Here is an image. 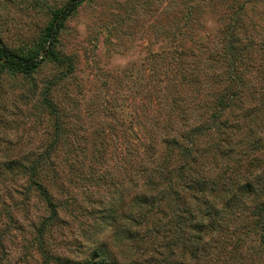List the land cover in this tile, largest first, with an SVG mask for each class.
Returning a JSON list of instances; mask_svg holds the SVG:
<instances>
[{
	"label": "rangeland",
	"instance_id": "1",
	"mask_svg": "<svg viewBox=\"0 0 264 264\" xmlns=\"http://www.w3.org/2000/svg\"><path fill=\"white\" fill-rule=\"evenodd\" d=\"M70 3L0 0L2 45L39 63L0 59V264H264V0H85L47 38ZM220 112L229 161L207 150ZM188 166L211 194L182 188ZM179 211L213 215L198 260Z\"/></svg>",
	"mask_w": 264,
	"mask_h": 264
},
{
	"label": "trees",
	"instance_id": "2",
	"mask_svg": "<svg viewBox=\"0 0 264 264\" xmlns=\"http://www.w3.org/2000/svg\"><path fill=\"white\" fill-rule=\"evenodd\" d=\"M85 0H71V3L69 4V6L58 10L54 13V21L51 24V26L48 28L47 33H48V37L51 40L56 39V35L57 33L60 31V29L63 27L64 23L66 22V20L73 15V13H75V11L78 9V6L81 2H83ZM51 43L54 42H50L49 47L47 50L50 49V46H52ZM46 50V51H47ZM46 55H49L51 57L54 58V60L57 62V64H61L65 61V59L59 58L56 53L52 52L51 49L49 51L46 52ZM231 57H233L232 59H234L236 57V54H232ZM0 59H2L5 63V66L14 71V72H20V73H25V74H30L31 72H34L38 67H39V63L38 62H34V61H29L27 59H23L20 58L16 55H14L12 52H10L9 50H7L1 43L0 41ZM235 89V88H234ZM245 88L243 91L235 89L234 93L232 92V90L229 88L228 90H225L224 95L222 96L223 98L226 99V101H228L227 103V108H229L230 110H232L235 106V104L237 103L236 100L242 96V94L244 93ZM230 92V93H229ZM221 112L219 114H214L211 117L210 121V127L208 128V132L211 133H216L219 135V137L216 139V141H214V147H210L211 145L208 146L207 149L208 151L215 153V155H217L219 153V155L224 158V159H228L231 160V154L232 152H230L229 154V137L227 138L225 135L227 134L226 131L230 130V126H227L228 123V119L226 120H222L221 119ZM262 139H248L246 142L247 147L250 149L247 153V156L242 155L241 159L244 157H247V161L248 165H257V163H255L256 161H258V159H255L252 157V152L258 151V146H260ZM196 144L197 143H192V147L188 148L187 150H181L180 147L178 148L179 151L176 152V156L178 158H184L187 160V162L189 164H192V161L194 162L195 159H193L192 157H195L196 154ZM257 154V153H255ZM172 155V154H171ZM260 160V159H259ZM220 161V160H219ZM240 163H237L238 165H242L241 160L239 161ZM219 162H217L216 164H218ZM188 164V165H189ZM219 165V164H218ZM191 173L187 176L188 181L182 185V188L188 192L191 196H195V195H199V196H205L206 194H208V192L210 193L209 189H205L202 188L201 185V180L202 179V175H208L212 173V170H209L208 172H202V170H199V172L195 171L194 169H191L190 166H188ZM236 171V169L234 170ZM204 178V177H203ZM207 180V179H206ZM208 183L204 182V185ZM224 185H226V183H224ZM39 193L40 195L43 197V200L48 204L52 215L55 216L56 214V206L53 203L49 193L44 190V188L42 186H39ZM241 191V190H240ZM264 192V191H262ZM261 192V193H262ZM211 194V193H210ZM252 194V191L251 193ZM264 197V196H262ZM229 198V194L226 193L225 195V199ZM259 196L256 198L255 201V196L254 199H252L253 201H255L256 203H258L257 205H255L252 214H256V216H259L261 218V224H260V231H261V239H262V243L264 244V198H261V201L258 202ZM225 199H222L225 201ZM217 210V207L214 208V211ZM192 213V212H191ZM176 218L181 222V226H185L187 228H189L188 230L190 231L191 229L194 230L195 232L198 233V237L195 238V240L192 242L191 240H189V244H188V254H189V258L192 261L198 260L199 259V255H200V251L201 248L204 249L203 245L205 244V241L203 239V230L205 225H208L211 223V220L214 219L213 215L211 212H207L205 214V218H203V226L202 224H199L201 227H199L198 224H195L193 219V214H191L189 217L187 216V212L186 211H179V214H176ZM187 219H190L191 221L189 223H186ZM186 223V224H185ZM195 225H194V224ZM180 232H182V230H180ZM184 233V232H182ZM199 254V255H198Z\"/></svg>",
	"mask_w": 264,
	"mask_h": 264
}]
</instances>
